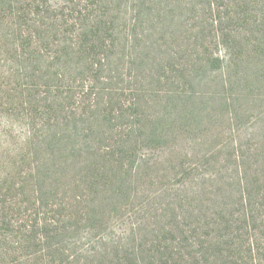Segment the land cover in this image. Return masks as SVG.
<instances>
[{
    "label": "trees",
    "instance_id": "16d2710c",
    "mask_svg": "<svg viewBox=\"0 0 264 264\" xmlns=\"http://www.w3.org/2000/svg\"><path fill=\"white\" fill-rule=\"evenodd\" d=\"M191 1L194 24L168 21L163 0H135L125 15L123 0H18L9 15L0 5L11 28L0 43L29 72H18L20 92L33 93L22 98L33 131L18 169L0 171V264H264V129L257 142L184 151L167 139L171 124L148 115L154 101L141 89L83 82L72 93L74 67L112 82L120 64L152 58L159 82L197 66L231 80L246 44L264 46V0ZM236 24L254 38L239 41ZM38 88L55 94L39 99ZM161 143L164 155L142 151Z\"/></svg>",
    "mask_w": 264,
    "mask_h": 264
},
{
    "label": "rangeland",
    "instance_id": "374dc122",
    "mask_svg": "<svg viewBox=\"0 0 264 264\" xmlns=\"http://www.w3.org/2000/svg\"><path fill=\"white\" fill-rule=\"evenodd\" d=\"M11 1L13 5H11ZM48 1L52 5H61L62 3V0ZM134 1L123 0L124 15L130 12ZM196 1L199 2V0ZM221 1L219 0L218 3H221ZM17 2L18 0H0V5L4 9L1 14L6 13V15H9L10 7H16ZM192 2L191 0H163V4H160V6L164 5L168 21L178 20L181 16L180 20L188 19L186 23L191 22V24H194L193 15L187 10ZM215 4L218 5L216 2ZM221 4H224V2ZM62 5L64 6V4ZM68 5L65 4V6ZM184 8L185 10L182 13ZM55 12L59 13L60 11ZM55 12H52V14ZM3 21L0 20V35L11 30L10 27L2 24ZM235 27L240 32L238 35L239 41L244 43L246 36L254 38L255 35L251 34L250 31L243 37L241 25L236 24ZM177 32L179 33V31ZM170 35L166 36L167 39H170ZM256 36L259 35L256 33ZM11 40H13V36ZM214 43L212 42V47ZM256 43L253 41L252 44H246L248 58L245 59L238 74L234 75L231 80L225 77L228 73L227 69L223 71L207 70L205 67L197 66L192 73L184 76L180 73H169L172 77L169 79L170 83L166 82V75L159 82L157 78L151 75V71L156 68L153 58L150 59L148 64H141L138 67L126 64L124 60L120 59V62L125 63V66L122 64L119 66V71L122 73H120V76H116V72L111 73L108 69L107 71L103 70L101 73V75L107 76L109 72L111 77L116 76L112 82H108V79L103 77L99 82L92 83L88 76L90 73L86 67L80 66L79 70L75 67L72 68L73 76L78 79L76 84L71 82L77 87L72 93L82 92L83 89L79 86H82L83 82H85L83 85L90 88L93 86L101 88L109 83L108 86L114 88L129 86L133 89L134 87L141 89L138 91L139 93L154 101L151 102L154 104L148 108V115H155L160 117L159 119L164 123L171 124L172 128L170 129L174 134L168 136L167 139L170 138L169 142H173V144L177 143L178 148L183 146L184 151H191V147L203 141L210 143L207 152H212L216 146L223 144L257 142L260 134L254 135V133L259 132V129H264V53L261 54L264 51V46L259 47ZM214 49L225 51V47L219 43L216 46L214 45ZM260 49H263V51H260ZM13 51L12 44L0 43V171L12 170L14 167L16 170L18 169L19 149L25 145L30 132L33 131V126L23 118L25 109L22 105V98L29 100L28 97L33 93H21V84L18 81V72L23 76L26 73L29 74V72L25 71L23 66L18 65V56ZM151 54L154 56L155 53ZM116 60L118 62L119 58H116ZM60 70L61 66L55 69L56 72ZM129 72L132 77L128 75ZM154 72L157 73L158 70ZM174 75L177 76L174 77ZM37 80L35 79L33 83ZM225 80H227V83L224 82ZM27 81L32 82V80ZM55 84L59 83L55 82ZM175 85L178 86L176 89L179 92L171 95L164 92L165 89ZM104 92L110 93L109 91ZM36 93H40L36 95L39 99L44 95L55 94L42 93L39 88ZM223 93L226 94L222 95ZM36 97L33 98L36 99ZM57 97L64 100L62 96ZM225 103L229 104V108L225 107ZM216 135H218V138L214 137ZM37 139L40 141L42 138L38 136ZM161 144L153 148L143 147L142 151L151 154V157L164 155L169 152L171 147L167 151V144ZM177 147L175 146L176 149H178ZM41 158H43V155L39 159L41 160Z\"/></svg>",
    "mask_w": 264,
    "mask_h": 264
}]
</instances>
